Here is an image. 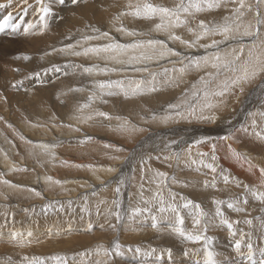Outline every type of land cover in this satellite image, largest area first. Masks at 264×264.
<instances>
[{
  "label": "rangeland",
  "instance_id": "374dc122",
  "mask_svg": "<svg viewBox=\"0 0 264 264\" xmlns=\"http://www.w3.org/2000/svg\"><path fill=\"white\" fill-rule=\"evenodd\" d=\"M47 1L48 0H44L45 3ZM98 1H103V0H97V2ZM129 1L134 2V1H137V0H120V1L119 0H113L112 3L117 2V3H120V5L124 6V3H129ZM97 2H95V0H91V4L92 5H96ZM104 2H107V1L104 0ZM150 2H153L154 4L155 3L156 4H164L165 6L173 7V6H175L176 3L179 2V0H165V1L164 0H162V1L161 0H150ZM249 2H252V0H249ZM7 3H8V0H0V4H7ZM28 3L29 4H34V0H28ZM56 3L57 2H52V4H56ZM13 4H14L13 7H7V8H4V9H0V22L3 21V18L6 17L9 12H13L14 17H16V16L17 17H16V20L14 19L11 23H13V22L14 23H18L20 25V27H21V25L23 24L22 22L26 23L27 22L26 18L29 16V18L32 19L31 21H33V23H31V24H33L35 26V27L32 28V30H36L38 28H42V25L40 24V22H42V20H40L39 14H36V13H34L32 11V9H29V12L27 14L28 16L27 15L23 16V18L21 19L19 14H17L18 13V5L20 4V0H17V1L13 0ZM68 5H69L68 3H65L64 5H58L60 7L55 5V7L53 9L54 13H52L51 15H49L48 17L45 18V20L47 21V24H48L47 28L49 29V33L55 32L58 29L54 34L52 33L53 36H54L53 38H51V40L54 39L53 40L54 42L53 41L50 42L52 50H54L55 48L58 49V46L61 43L60 41H62L64 43V42L70 40L72 37L77 38L79 35L80 36L83 35L82 33H80L81 32V28H82L81 26H77L75 31L74 30L70 31V34H68L66 36L62 35V29L64 27L61 28L59 26V23L63 20L64 17L67 16V14L65 16H63L61 12L63 10H65V9L67 10L68 8H76L77 7V4L76 5L70 4L69 6ZM104 5H106V6H104ZM107 6L108 5L106 3H103V4H100L98 7L99 8H104V7H107ZM233 7H235V5H232L231 3H229L227 5H222L218 9H211V10H207L208 12L204 11V12H201V13H197L195 15L194 19H191V18H190L191 20L189 19V21H190L188 23L189 24V28L190 27L191 28H195V26L199 23L200 20H203L206 23L209 22V21L222 23L223 22V18L225 16H228V15L231 14L230 10ZM14 9H15V11H14ZM56 10H57L58 13H56ZM110 11L112 12V14L110 15L111 18H112V16H113V18L119 16L120 19L123 20V16L124 17L126 16V15H121V13H125V11L123 10V7H122V9H118L117 7H115V9L114 8L109 9V10L105 9L104 13H106V15H108ZM58 14L62 16V17L60 16V18L62 20L60 18L58 20H55L56 17H54V15H58ZM155 19H152V21H155L156 23H159V19L158 20H155ZM244 19L245 20L251 19V13H248L246 15V18H244ZM196 21H198V22H196ZM155 22L153 23V22H151V20H148V24L150 26H146V27L147 28L151 27V25L155 27V24H156ZM43 23H44V21H43ZM51 23H53V24H51ZM91 23L92 22H90V20H88L86 22V24H85V29L86 30H88L86 28V27H88V25L94 26V24L93 23L91 24ZM98 24L99 23L96 22L95 23V27L99 26L98 28H103L104 29V27H102L100 24L99 25ZM57 26H59V28H57ZM186 26H185V28L188 29V27H186ZM20 27L17 28L16 30H12L11 27H9V28L5 29L4 32H0V49H1L0 50V54H1L0 55V80H1L0 81V83H1L0 85H3V86H0V87L4 88V89L0 88V93H2V95L4 96V99H0V111L2 110V112H3V110H4L3 107H6L5 110L7 111V114H6V112H3V114H2V112H0L1 113L0 114V145L4 144V141H2V140H8V143H12V142L15 143L14 146L17 148V152H20V153H16V157H17L16 159L19 158L18 159L19 161L23 160L24 161L23 165L25 164V166H27L25 168L23 167L24 171H25V174H23V177H26L27 179L26 178H23V179H26L25 181H29L30 178L33 176L34 178L37 179V180H34V181L35 182L37 181L39 183L40 179H42V177L44 176V175L43 176L40 175V173H41L40 164H38L37 160L34 159V157H32L31 154L28 153V150H26V148L29 147L28 145L31 144V146H33V144H32L33 142L32 143L29 142L27 144V147H25L23 144H26L25 142H28V140H25L24 139L25 137L22 134H19L20 132L17 131V128H16L15 125H14L15 126V128H14L13 124H12V126H13L12 127L11 125H8V123L5 120H8V119L10 120L11 119V121L13 123L17 120L18 122H15V123L18 124V125H19V122L21 120V122H22V123H20V126H21V124H24V122L27 123L28 121H30L29 118L35 117V116H31V115H34L33 111H35V112H36V110L38 111L40 106L45 104L46 102L42 101V103H43L42 104V103H40L41 102L40 101L38 103V106H34V100L32 98L31 99L28 98V97H30V96H28L29 92L27 94L24 91L21 93V91H22L21 89H22L23 85L24 84L27 85L26 82L25 83H23V82L25 80H28V79H29V82H31L33 80L31 82V84H34V86L28 87V91L30 89H32V90H30V93L32 94L31 96L35 97L34 94L37 93L35 91L37 90L39 85L43 89L44 87H47V85H50V84H46V80L47 79H53L52 74L55 71H44L45 69L51 68L53 65H56V66H59L62 69H64V71L67 73L66 75L68 76L69 72H67V71H70L69 68L71 66V63L68 62V61L59 62V60L57 58L59 55L55 58V55L53 57V55L51 56L50 53H49L48 56H51V57H49V58H51V61H50L49 64H47L46 66H43V67L42 66H38L35 69L31 68V69L27 70V62L31 63L32 65L34 63V62L30 61L29 59L31 58L30 54L33 53L36 50L35 49L36 48V44H35L36 42L39 41L38 49L39 48L42 49L41 51L51 50V48L48 49L47 44L42 46L44 43L41 40H38L35 37L33 38L32 36L29 37V35L25 31L21 32L22 33L21 34L22 36H21L20 32H19L20 31ZM185 28L182 29V33L183 34H185L184 33V31H185L184 29ZM178 29H179V27H178ZM43 30H44L43 32L47 31V30H45L44 27H43ZM50 30H51V32H50ZM89 32H92V33L96 34V32H94L92 29L89 30ZM182 33H180L181 34V36H180L181 38H182V35H183ZM190 33L191 32H188V35L193 37L194 35H192ZM24 34H26L27 38H25ZM46 34H47V32H46ZM46 34L43 33V36H45ZM98 35L99 34L97 33V35H94V36H98ZM2 38L3 39L5 38V39L2 40ZM24 39H25V41H24ZM214 39L220 40L221 37H219V36L216 37L215 36ZM243 39H247V37H245ZM64 40H66V41H64ZM240 40H242V39L230 40V41H226V42L228 43V45L231 44V46H233L232 49L236 48V47L238 49V48H240V44L243 45L244 46V51H245V57H246L247 56V51H248V47H246V46L250 45V40L248 39L247 43L246 42H240ZM7 41H11V42L14 41L12 43L14 45L13 48H12L13 50L10 48V46H11L10 44L7 46V43H8ZM231 41H234V42H231ZM207 42H208V40L206 39L204 43H207ZM19 43H21V45ZM54 43H56V44H54ZM53 45H56V46H53ZM182 45H185V44L182 43ZM234 45H237V46H234ZM185 47H187V46H185ZM3 49L5 50V52L3 51ZM6 49H8V51ZM232 49H231V51H232ZM1 51H3L4 54ZM212 52L215 53V52H217V50H214ZM22 54H28L29 55L30 58L25 60L27 62L21 61L20 58H17V57H20ZM205 54H207V53H203V54H201L198 57L199 58L203 57ZM220 55L224 56L225 54H220ZM46 56H47V54H46ZM3 58H4V60H3ZM191 60H193V59H191ZM15 61L22 62V63L24 62V63L20 64V63L15 62ZM78 61H80V60H78ZM5 62H6V64H5ZM42 62L43 61L41 59L39 61V65ZM187 62L189 63V60H187ZM187 62L183 63L181 65L184 66L185 64H188ZM10 63H12V65H10V66H12V68L14 67V69H15L14 72H12V73L9 72L8 66H6L7 64H10ZM16 63H17V65H16ZM182 66H178V68H175V65H174V66H172V68L177 69V71H178V69L180 67H182ZM209 66H210V64L207 65V66H202L200 68H196L194 66H189L187 68L188 72H183L184 75L186 74L185 76L183 75L184 78L173 76L174 75L173 73H171V75H170V73H169L170 70L168 72L169 74L165 73L164 71H162V72H152V71H150L151 72V74H150L147 71L148 72L147 74L145 72L147 77H145L146 75L144 73L140 74V75L139 74H135L133 77L132 76L131 77L130 76H123L122 77V75L119 77L118 75L114 76L112 74L109 75L108 78L103 79V80L124 79L125 80V85H127V78H131L133 80L144 79L145 82H147V81H150V79L152 77V74L155 73V74H157V76H156V83L158 84L157 87H158V89H160V91L157 90L156 92H152V93L148 92V94L147 93H145V94H147L148 96L151 95L150 97L156 96V95H158V96L161 95V97H165V99L163 100L164 102L160 103V104H158V103H150V102L146 101V96H144L145 98H142L143 100L141 99V103L137 104V106H138V108H137L135 105H133L134 100L131 98V96H129L130 97L129 98V97H125L123 94H119L117 96L119 97L120 100L118 99V97L116 95L112 96V97L111 96H104L102 98H98L97 99V111H93L92 113L91 112L89 113L88 111H86V112L82 111L83 114H85L86 116L92 115V117H96L95 112H101L102 111V112L108 113L109 116L112 117V118L111 119H105L104 117L97 116V119L100 118L102 123H104V124L99 125L100 127L97 126V130L98 131L95 132V133L88 132L91 129H88L86 127L85 132L83 133L82 136L88 135V137H92L91 140H86V142H84V140H85L84 139L82 143H79V142L76 143L75 141H77L79 138H85V137H78V138H74L75 140L73 141V143L69 142V144H68L67 141L68 140H72V139L68 138L66 140L67 143H61L60 145L58 144L59 146H61V147H59L60 149L57 148L59 150V154H61V155L63 154L62 155L63 157H64V155H66V157H65V159L60 157L59 162L55 161L51 165H53V166L55 165V168L57 169V171L60 172V173L58 172L57 177L58 178H63V181H64V179H72V180H75V181L88 180V178L90 176L91 167L98 168V169L99 168H103L104 169L105 167L112 166L113 164L114 165L116 164L115 161H114L115 163L113 162L114 158H116V160L118 161V160H120L121 157H125L126 161H129L130 165L128 163H125L127 165L125 167V170L123 169L124 172L121 174L120 171H118L115 174L116 176L121 174L125 178V185L121 188L122 195L120 196L121 197L120 199L122 201V206H121L120 211H122V213H123L124 209L128 208V206H129V197H131L132 194L135 195V197L134 198L131 197V200H132L131 201V205L133 207H135L137 205V203L140 201L139 191L141 190L140 189L141 184L151 185L152 181H153L152 177H153V173L154 172H156V173L157 172L166 173L167 174L166 183L161 185L162 188L158 189L157 186L156 187L151 186V188L144 189L145 190L144 198L145 199H150L151 196L157 190H159L161 192V194L164 195V196L162 195V197H163V199L165 201H167L166 203H175L177 205H181L182 206L183 203H185L186 200H188V199H191L195 203H199L200 206H201V210H203L207 214L206 216L201 218V227L205 224L206 221L211 220V222L208 223V225H207L208 230L204 234L213 238V243L211 245H209V247L218 255V257H216V258L221 262V264H225V262H226V264H248V259H247L248 248L246 247L247 243H251L253 245V253H254V257H255L254 259L259 260L261 258V257L259 258L260 249H264L263 248L264 247V245H263L264 244V230H262L261 227H260V219L264 218V204H262L261 202L256 201V200H252V198H249V203L247 205H241L242 207L246 208V211H243V212H235L232 209H228L226 203L221 205L220 207H221V210L224 212L225 218H227L229 220V222L233 223V229H231V230L228 229L226 225H224L225 232H224V230L220 229L222 227V226H220V218L219 217H215L214 213H215V210H216V204H215L216 200L234 201L237 197L242 195L244 190H243L242 187L237 188L238 187L237 186L238 183H244V184H249V185L258 184L256 182L254 176H252V174H250L251 176H246V175L241 174V173L237 174L236 172H234L236 174V175H234L233 171L230 168H226L225 166H223V164L220 161V158L217 156L218 159L214 163L216 165H218L219 167L217 169V174H215L216 175V180H215V185L216 186L213 188V187H211V181L213 179L212 175H214V174L212 173V175H211V170L210 169L201 167V169L199 171H197L196 170V165H192L190 168L189 167L187 168L185 166V161L188 159V153H185L184 156L181 158L182 160H180V164H178V162L175 163V161H176L175 158L169 159V160L165 159V157L171 156L174 151L179 150V149H177L176 145L171 143L172 141H175V140L178 141L180 139L183 140L185 138H186L185 140L187 142H189L188 139L190 141H193V136L190 135V131L189 132H185L186 134L175 133V132H181V130L190 127L189 126L190 124H191L192 128H197L198 131H199L198 135H196V134L194 135L195 136L194 140H196V139H198L200 137L209 138V139L206 140L205 143L200 144V145H194L192 147V150H191L192 158H194V157L196 158L197 154L200 153V151L208 153V147H207L208 145L207 144L217 142L218 140H220L219 137L221 135L222 136L227 135V134H220L219 133V131H221L223 129H226L227 128L226 126L223 127L222 125H217V123H213L211 120H204V119H198L197 120L193 116H188L187 111H186L189 104H194V105H197V115H200L199 106L197 104V101L199 100V104L203 103V92L205 90H208V91L218 90V86L221 84V82L224 81L225 79L229 78L233 74L228 69L221 68V69L217 70V69H213L212 67H209ZM82 68H84V67H82ZM19 69H21L23 71L25 70V72H27L26 73L27 76L26 77L19 76L21 74H19L17 76V72H18ZM74 69L81 71V68L78 67V66L76 68H74ZM64 71L60 72V73L65 75ZM175 72L176 71H174V73ZM37 73L40 74V75H38V78H37V75H36ZM187 73H188L189 76H187ZM208 73H212V75L209 76ZM48 74H50V75H48ZM4 75H6V76H4ZM61 75L56 78V80L58 82H59V80H61L63 78V76H61ZM142 75L143 76L145 75V76L143 77ZM162 75L163 76L165 75V77H163ZM71 76H73V73H72ZM5 77H7V78L9 77L10 80L5 78ZM90 77H93V76H89L88 75L87 79L84 78L85 80H83L82 78H81L82 79L81 80L80 78L77 77V82L79 83V85H78L79 88H84V89H87V90L90 91V86L89 85L94 86V83L89 81V80H91ZM14 78H15V80H14ZM37 79H39L41 82L39 80H37ZM181 79H183V80H181ZM8 80H9V82H8ZM93 80L97 81V78L93 77ZM166 80L167 81L168 80L171 81V83L170 82H169L170 84L169 83H165ZM202 81L208 82L207 88L205 87V83L202 82ZM215 82H217V83H215ZM4 85H5V87H4ZM16 85H19V86H16ZM32 87H35V88H32ZM166 88H167L168 91L166 90ZM14 89H16L15 90L16 92L14 91ZM178 90H180V91L178 92ZM3 91L6 92V93H4ZM113 91H119V90L118 89H115V90L113 89ZM11 93H14V94L11 95ZM193 93H199V97L193 96ZM5 94H6V96L8 94L9 98H7L5 96ZM17 95L18 96L20 95L24 99L21 98V101H20V96L18 97ZM113 97L116 99V102H115V99H113ZM14 98H15V100L13 101L12 99H14ZM25 98L28 99V101ZM57 98L58 97L53 95V97L51 98V103L48 102V106H47L48 109L44 110V113L46 114V116H48L49 113L53 112L54 115H52L53 113L50 114V115H52L56 119L58 118L59 114H58V111L55 109V105H54L55 103L56 104L58 103V99ZM107 98H108V101H107ZM111 98H112V101H111ZM103 99L106 102H104ZM122 99H124V101H122ZM211 99H213V101L215 102V100L217 98H211ZM222 99L224 101H223V103L219 104L217 109L216 108L215 109H205L204 114L205 115L212 114V115H215V117H217V118H221L222 120H223V118H225V119L226 118H235L234 120H232L230 122V123H232L237 118H240V115H243V113H244V117H242L243 119L240 122L243 121L242 123H245V124H242L241 126H238V127H242V128L248 127L251 124V122H252V115L253 114H257L258 115L261 111H264V77H258L256 80L252 81L251 83L245 84L243 92H240L239 88L237 87L236 89H234L232 92L227 94ZM4 100L6 102H4ZM109 100L111 101V103L113 105H111ZM24 101H26L27 103L24 102ZM125 101H126V103H125ZM143 101H145V103ZM2 102L6 103L7 105L6 104L2 105ZM114 102H115V104H114ZM127 103H128V106H127ZM150 104H151V106H150ZM155 104L158 105V106H153ZM170 104L176 105L177 108L176 109H169L168 105H170ZM21 105H22V107H21ZM124 105H125V107H124ZM19 106H20L21 109L20 108H16V107H19ZM123 107L125 109L126 108L127 109L125 110ZM139 107L141 108V110H140ZM14 108H16V109H14ZM134 108H137V109L134 110ZM49 109L51 110V112H49L50 111ZM143 109H144V111H143ZM23 110H25L24 111L25 113L23 112ZM119 110H122V111H119ZM130 110H132V112H130ZM136 110L138 112H136ZM177 110L184 111L185 112V118L174 116L173 119L169 120L166 124H165V122H163L160 119V115L162 117L167 112H175ZM17 111L19 113H17ZM127 111H128V113H126ZM133 111L136 112V113H133ZM13 112H16L17 114L16 113L14 114ZM12 113H13L14 117H12L13 116ZM20 113H21V115H19ZM129 113H131V115ZM135 114H136V118L134 117ZM152 114H156V117H157L156 120H154L152 118V116H153ZM22 115H24V116H22ZM5 116L6 117L9 116V117L6 118ZM220 116H223V117H220ZM132 117H134V118L132 119ZM13 118H15V119H13ZM117 118H119V119H117ZM141 118L143 120H141ZM23 119L26 120V121H24ZM34 119H36V118H34ZM92 119L88 120V122L86 120L85 125L91 126V125H89V123H90V121H92ZM2 120H3V122L5 121L6 123H2ZM13 120H15V121H13ZM114 120H116V121H114ZM139 120H140V123H139ZM36 121H38V120L36 119ZM118 121H119V124H121L124 121H127L130 124L129 125V129H131L130 126H133L131 130L126 131V133H128V135L126 133H123L124 131H119L117 128H115V127H117V125H119ZM40 122H43L42 119H41ZM97 122H98V120H97ZM115 122H116L117 125L114 124ZM44 123H51V122L50 121L49 122L46 121ZM58 123L60 125H62L60 121H58L57 124ZM23 126H21V128ZM110 126H111V130H109ZM4 127H5V129H4ZM112 127H114V128L112 129ZM134 128H135V130H133ZM242 128L237 129V131H235V136H234L235 138L231 139L232 142L234 143V146H236L237 149L240 150V151H242V150L243 151H247L252 156L253 160H255V161H253L254 164L259 163L260 164L259 166L264 167V142L258 140L254 135H252L250 133L249 134H245L243 132ZM114 130H116V131L118 130L119 132H116ZM138 131H139V133H138ZM132 132H134V133L131 135L130 133H132ZM4 133L5 134L7 133L6 136H5ZM160 134H162V137H160L159 139L157 138V140H156V138L155 139L152 138V140H151V137H154V135L159 136ZM78 135L81 136V134H78ZM123 135H124V137H123ZM179 135H180V138H179ZM9 136H11V137H9ZM126 136H128V137H126ZM129 136H130V138H129ZM131 137L133 138L132 140H130ZM190 138H192V139H190ZM127 139H128V141H127ZM149 139L151 140L150 142H149ZM170 139H171V141H170ZM124 140L127 141V142H125ZM166 141H169V142H166ZM255 141H258V142H256V145L253 144V143H255ZM20 142H21L22 145L20 144ZM142 143H144V144L141 146ZM189 143H191V142H189ZM81 144H83V145H81ZM87 144H88V146H87ZM92 144H95L96 147L93 146ZM155 144L157 145V148H155V146L152 147V145H155ZM34 145H35V143H34ZM165 145H170V147H165ZM21 146H23V147H21ZM90 146H92V148ZM93 147L96 150H93ZM146 147H152V148L148 149ZM180 147L181 148L185 147V144L182 143ZM205 147H207V149H205ZM239 147H241V149ZM33 148L35 149L34 146L32 147V149ZM63 148H64V150L68 149L67 152H69V153H66V151L63 150ZM69 148H71V149H69ZM72 148H74V150H75L74 152L72 151ZM77 148L80 149V151H79L80 153L78 152ZM86 148H87V150H84ZM2 149H3V147L0 148V151H2ZM19 149H21V151ZM69 150H71V152ZM89 150L91 152L92 151L93 152L91 153ZM196 150H198L199 152H197ZM259 150L262 151V152H260ZM9 151L5 150V151H2L0 153H3L5 155V157H6L8 155H7V153H4V152H8V154H11V152H9ZM194 151L197 154L194 153ZM81 152H84V153L81 154ZM12 153L14 155V152H12ZM23 153H24V155H23ZM25 153H26V155H25ZM261 153L263 155L258 157V154L260 155ZM136 154H138V155H136ZM141 154H143L145 156V158H147V156L151 157V159L148 160L146 165H141L139 163V157H140ZM256 154H257V156H256ZM94 155H96V156H94ZM108 155H110V156H108ZM27 156H29V157H27ZM11 157H13V156H11ZM11 157L9 158L8 161L11 160ZM21 157L24 158V159H22ZM67 157L69 159H67ZM157 157H159V159H157ZM210 157L211 156L208 153V156L204 158L206 163H213V162H211ZM130 158H131V160H130ZM65 163H67V164H65ZM79 163L81 165H79ZM30 164H31V167H30ZM103 166H105V167H103ZM121 167H123V165H120V168ZM66 169H67V171H66ZM221 169H223L225 171V173L227 175H229V177H230V182L228 184H224L222 179L218 175V173L220 172ZM0 171H1L0 174H2V176L1 175L0 176L3 178V179L2 178L1 179L3 181L4 180L8 181V180H6L4 178V173H2V170H0ZM59 174L62 177H60ZM179 175H181V176H179ZM173 176L176 178L175 180H172ZM182 177H183V179H182ZM33 179H31V180H33ZM205 180L210 182L208 187L204 186V181ZM5 181H4V184H9L10 182H13L12 184L10 183V186H12V187H14L13 185L17 186V184L14 183V181H10L9 180L8 181L9 183H5ZM110 182L111 181L109 180V182L106 183L107 187H105V184H101V185L100 184H96L95 186H92L91 187L92 189L90 188V190L89 189H83L82 185L79 187L80 189H82V191H84L83 193L88 196V206H89L90 211L92 212L91 215H88V213L83 212L81 210L83 205H84V201L76 202L72 198L67 199L65 197H63L60 200L50 201V202L60 201L62 204L65 205V210H63V211L52 210L51 211V209H49L48 211H42V208L45 206V204L47 205L48 203L47 202L45 203L46 199L43 200V203H42L41 199L35 198V194L32 191H30V189H32V188L23 190V191L27 192L26 195L22 191V193H20L19 195L13 194L11 192L10 194H7L8 195L7 196V195H4L5 194L4 193L5 190H3L4 189V184L0 185V190H3V191H0V196H1L0 197V231L1 232L2 231L6 232V234L4 236H0V238H3L4 240H7V234L9 232L16 231L18 229H19L18 232H21L24 228H26V229H24V231H30V230H39L42 227H43L44 230L49 232L50 237H53V236H51L53 234H50V232L52 233L53 231H50V230H53V228L54 229L55 228H60L62 226L61 224H63L65 222V223L70 224V225L76 224L77 228H72V230L74 229L73 231L77 232L79 234L82 233V230H83V233H84L83 237L84 238L92 237L94 239L93 243L90 242L91 245L87 244V246H89V247L86 250H81V251L79 250V252H76V254L74 252L73 254H70L69 257H66L68 259V264L71 263L72 259H75V258H77V259L79 258L78 259V264H81L79 262H82V264H93L94 262H95L94 264H102V262H103V264H157L158 258H162V259H159V262H160L159 264H193V261L196 260V259L201 260V262L203 261V258H202L203 254H204L203 241H201V242L188 241V240L184 239V237L179 236L176 232H174L172 230V228L175 227L176 225L175 226L174 225L171 226L170 223L168 222L169 221L168 218L161 220L158 217V221H153L151 216L156 214L155 210H153L152 214L144 213L142 216L137 217L134 221L127 220V217L125 216V219L123 221H118L117 222L115 217L105 215L104 214L105 208L106 207H114V206L111 205L110 202L113 199L116 198V193L114 191L115 187L117 186L116 185V181L113 182V183H110ZM33 183L34 182H27V184H29L30 186ZM195 185H197V186H195ZM2 186H3V188H2ZM69 186H73V185H69ZM219 186L220 187L222 186L223 188L222 187L220 188ZM28 187L29 186H25V188H28ZM154 188H157V190L154 191ZM169 189H171V192L175 194V201H172V199L170 197V194H169ZM146 190H149V191H146ZM67 192H68V190L64 191V193H67ZM92 192H96V195L93 196ZM146 192L149 193V194H147ZM21 194H22V196H21ZM4 196H5V198H3ZM19 196H21V198ZM8 197H10V198H8ZM22 197H26V198L24 199ZM28 197H29V199H28ZM194 197H195V199H194ZM211 197H212V199H211ZM21 199H23V200H21ZM69 200H71L73 202L71 205L68 204ZM100 200H107V201H109V204L101 205L100 206L101 214L97 215L96 211H95V206ZM32 202H35V203H32ZM40 203H42L43 205H38ZM34 205L41 207V208H39V211H38V209H35V210L33 209L32 210V208L35 207ZM140 206L143 207L144 205L141 204ZM148 206L151 207V205H148ZM78 210H80V212ZM207 210H208V212H207ZM180 214L184 217V225H182V227L185 228V229H188L189 232H191L193 234H196L199 231V228L197 226H195L194 224L185 225L186 223L190 224L191 221H192V220L190 221L189 219H187L186 215L187 214L189 216H192V215H190L188 213L187 209H183L182 207H181ZM164 215L166 217H168V214H164ZM5 216H7V218H8V224L4 223ZM55 216H57V217H55ZM58 216H59V218H58ZM189 218H191V217H189ZM216 218L218 220V224H217V226L215 228V227H212V220H214ZM26 219L27 220L30 219V221H27ZM245 220H252V224L244 223ZM56 221H57V223H56ZM237 221H239V223H236ZM89 223H91V229L90 230H89ZM153 223H156L158 228L157 227H153L152 226ZM193 223H194V221H193ZM16 224H18V225H16ZM110 224L111 225H115V227L114 228L110 227L109 226ZM52 225H54V226H52ZM101 225H103V227H101ZM83 226L85 228H83ZM14 228H16V229L14 230ZM80 228L82 229L81 232L76 231V230H78ZM148 228H149V230H151V229H153L154 231L157 230L159 232V234L150 235ZM163 228H167L169 234L165 233V235L167 237L162 236L161 239L159 240V243H156V241H154L153 239H155L156 237H159L161 235L160 230L162 232L165 231V230L163 231ZM92 229H94V231ZM66 230H68V228ZM84 230L85 231L88 230V231L84 232ZM143 230L148 231L147 235H141ZM40 231H42V230H40ZM233 231H235L236 234L241 235L240 239H241L242 243H241L240 250H237L235 248L234 241L230 240L231 241L230 242L229 239H227L229 237V235L232 236V232ZM97 233H99L98 234L99 236H97ZM211 233H213V234H211ZM261 234H263V235H261ZM217 235H218V237H217ZM85 236H87V237H85ZM172 236H175V237L171 238ZM176 236H179L178 239H175ZM95 237L96 238L98 237V238L96 239ZM59 238H60V236H59ZM131 238H133V239L136 238L138 240H139V238H141L142 240H139L140 242L134 244V243H132V241H130ZM50 239L52 240V238H50ZM149 239H150V241H149ZM168 239H169V241H168ZM146 240H147V242H146ZM59 241L62 242V243L66 242L65 240H62V238H60ZM117 241L120 243V245H121V249L120 250L122 252H124V254L122 256H115V255L106 256V255H104L105 254L104 250L105 249H108V250L110 249L111 250L114 247V243L117 242ZM221 241H223V242H221ZM224 242H227V243H224ZM30 244H28V245H30ZM28 245L22 247V250L23 251H24V249L26 251L28 250V253H29V251H30V249L32 247L31 246L29 247ZM8 246H10L12 248H8ZM135 247H136V249L139 248L140 250L141 249L145 250V253H147L148 256H146L145 259H143V261L140 262L139 259H138L139 256L135 255L134 260H133L135 262H131L130 263V262L127 261V259H131V256H134V254H136V253L138 254V253L143 252L142 250H141V252L140 251L137 252ZM7 248L12 250V251H15V249H17V246H13L11 243H8V242H0V249L2 250V252L3 251L5 252L6 250H8ZM13 248H15V249H13ZM128 248L129 249L132 248L131 251H129ZM153 249H155V251H152ZM169 249L171 250V259H169V257H168V250ZM60 251L62 252V249H59L57 253H54V252L52 253V251H51L50 252L51 253V257H50V255L44 256L43 259H40V260H42V264H49V262H51V261H53V264H57V261H56L55 257H57V256L65 257V254H66L65 252H63V254H62V253H60ZM185 251H189V253H190L189 256H184V252ZM162 253H164V254H162ZM257 253L259 255H255ZM5 254L6 253L3 254V257H5ZM8 254H12V252L11 251L7 252L6 256ZM199 254H201V255L199 256ZM32 255H34V254H31L29 257H31V258L34 257ZM194 255H197V257L196 256L194 257ZM66 256H67V254H66ZM256 256H258V257H256ZM16 257L17 258H14V259H18L19 262H14L13 264H23L24 263V262H20V260L23 261V258L19 259L18 258L19 256H16ZM123 257H125V259ZM152 257H153V260H152ZM70 258H71V260H70ZM83 260L87 261V262L83 263L84 262Z\"/></svg>",
  "mask_w": 264,
  "mask_h": 264
},
{
  "label": "snow or ice",
  "instance_id": "6c2138e0",
  "mask_svg": "<svg viewBox=\"0 0 264 264\" xmlns=\"http://www.w3.org/2000/svg\"><path fill=\"white\" fill-rule=\"evenodd\" d=\"M55 2L60 5H64L66 0H55ZM79 0H71V3L76 4ZM233 4V7L230 12L231 14L225 16L223 18L222 23L209 21L205 22L200 20L195 28H188V31L194 35V39L192 40H183L180 36L175 35L174 33H170L169 39L178 40L181 43L185 44L188 47H195L199 44V41L205 39L206 37H221L220 40L212 39L211 43L199 45L204 48H215L218 47L219 44L224 43L229 40H237L243 39L245 37L249 38L250 45L248 46L247 56L245 57L244 46L241 45L240 48H233L231 52L226 53L224 56H221L219 52H215L211 54V57L205 56L196 60H189L188 64L180 67L178 69L179 72L183 73L186 68L189 66H194L196 68H200L202 66L211 65L213 69H228L231 73H233L229 78L225 79L218 86V90L208 91L205 90L203 92V103L199 104V100L197 104L199 106L200 115H197V105L189 104L187 107L188 116H193L196 119H204V120H215V115L209 114L205 115V109H215L219 106V104L223 103V99L227 94L232 92L237 87L240 92L244 91V85L251 83L256 80L258 77H264V0H179L178 3L173 7L165 6L164 4H154L150 2V0H144L142 3H137L134 6L129 5V8L134 7V11L130 14L137 18L152 20L155 18L159 19V23L155 24V30L157 31H169L170 29L187 25L189 23V19H194L197 13H201L211 9H218L222 5ZM7 7H13V0H8L7 4H0V9H4ZM29 9L36 14H39L40 20L44 21L43 27L46 29L48 27L46 17L53 13L52 7L49 4H46L44 0H34V4H29L28 0H20V4L18 5V14L22 19L23 16L27 15ZM15 10V9H14ZM248 13H251V19L245 20L244 18ZM129 13H121V15H127ZM120 17H116L119 19ZM16 17H14L13 12H9L6 17L3 18V21L0 22V32H4L5 29L11 27L12 30H16L20 27L18 23H11ZM35 27L33 24H28L25 31ZM88 27L92 28V30L98 33V36H86L84 39L93 40L98 39L100 37L108 38V42L102 45L90 46V47H82L81 50H76V45L68 44L65 48L61 49V51L65 52L70 56H81V55H95L100 57L105 61H111L113 65L109 66L105 64L104 67H101L99 64H94L91 67H84L83 71L88 74H92L93 72H103L105 74L109 72H123L128 68H132L136 72L147 71L146 67H137V65L142 64L144 61L153 60V59H162L169 56H175L177 58L180 57L181 53L176 51L173 48H170L165 40L149 38L147 40L137 39L133 42H120L115 37H110V34L107 31H101L99 28H94L91 25ZM117 31L126 32L129 36L138 37L142 35V33L132 29H127L124 26H121L117 29ZM55 50V49H54ZM25 59H29L30 57L25 56ZM75 67V66H74ZM44 71H55L57 73L63 72L59 66L53 65L51 68L45 69ZM168 69H164L165 73H168ZM172 71H177V69H173ZM66 75L67 73L64 72ZM40 75L39 73L36 74ZM156 75L152 74V79L150 81L145 82L144 79L133 80L131 78H127V86L125 85L124 79L118 80H103V81H94V88L91 90V95L88 97L87 102L82 104L80 108L77 110L78 112H82L83 109L89 108L95 99L102 98L104 96H115L119 94H123L125 97L142 95L146 92H156L158 90L156 83ZM209 76L212 73H208ZM171 81H165L168 83ZM205 83V87L207 88L208 82L202 81ZM134 85V86H133ZM113 89H118L119 91H113ZM76 91H80L82 89H75ZM193 96L199 97V93H193ZM211 98H217L215 102ZM106 102V101H104ZM169 109H176L177 106L170 104L168 105ZM95 115L104 117L105 119H111L108 113L105 112H96ZM181 117L185 118L184 111H175V112H167L164 116L160 117V119L167 123L169 120L173 119V117ZM75 119H92V115H88L86 117L76 116ZM153 119H156V114H153ZM119 119V118H117ZM71 127V125H68ZM117 129L120 131H129V123L127 121L122 122L117 125ZM79 131L80 129H76ZM243 132L245 134H252L258 140L264 141V111H261L258 115H252V122L248 127L243 128ZM235 136L234 131H229L227 135L219 137L220 140L228 141ZM92 137H85V140H91ZM209 138L200 137L194 140L192 143L187 141L184 142L185 147H180V142L172 141L171 143L177 146V151H174L171 156L165 157L166 160L175 158L179 163L181 158L185 153H188V159L185 161L186 167H191L192 165H196V170L199 171L201 167L207 168L211 170L213 173V179L211 181V186L215 187V180L217 174L218 165L214 162L218 159L216 156V143L210 144L211 150V161L213 163H206L205 157L208 156V153L200 152L197 154L198 158H192L191 150L194 145H200L206 142ZM83 142V141H82ZM42 149L47 152L50 148V145H41ZM165 147H170V145H165ZM230 150V154L232 158L237 161H243L244 164H247L248 171L252 172L253 169H257L260 173L259 183L255 185H249L244 183H238V187L243 188V193L241 196L237 197L234 201H223L216 200V210L214 213L215 217L220 218V224L226 225L228 229H233V223L229 222L227 218L224 216V212L221 210V205H227L228 209H232L235 212H243L246 211V208L241 205H247L249 203V198H252L256 201L264 204V167H258L252 164L251 158L246 154L239 152L235 149H232L231 144L228 145ZM151 157L145 158L143 154L139 157V163L141 165H146L148 160ZM159 159V157H157ZM243 166V165H242ZM112 171L113 169H109ZM220 178L222 179L224 184H228L230 182V177L225 173L223 169L218 173ZM156 176L160 177L159 184L166 183L167 174L163 172H157ZM49 181H52V177L46 178ZM130 179V178H129ZM176 178L173 176L172 180ZM5 183H9L5 181ZM56 184L62 183L59 180L54 181ZM158 184V189H159ZM210 184L209 181H204V186L208 187ZM116 187L114 189L116 193V198L113 199L110 203L114 207H106L104 210V214L107 216H113L117 221H123L125 216L127 220L134 221L137 217L142 216L144 213L152 214L153 210H155L154 215L151 216L153 221H157L159 219H166L164 214H168V217H171L173 220L178 221L175 227L172 228L174 232H176L179 236L186 238L188 241L201 242L203 241V261L196 259L193 261V264H221V262L216 258L217 254L209 247L213 243V238L205 235L204 233L208 230V223L211 220L206 221L205 224L201 227V218L206 216L207 214L201 210V206L199 203L193 202L191 199L186 200L183 205H177L175 203H166L162 197V194L159 190H157L150 199L144 198V185L140 186V201L137 203L135 207L131 205V197H129V206L128 208L120 211L122 206V201L120 199L121 188L125 185V178L123 175L117 178ZM14 187H18L13 185ZM107 187V185H105ZM36 196H42L40 191L36 189H30ZM169 194L172 201H175V194L171 192L169 189ZM92 195L95 196L96 192H92ZM84 205L82 207V211L91 215L92 212L88 206V197H83ZM73 202L71 200L68 201V204L71 205ZM109 201L100 200L96 206L95 211L97 215H100V206L107 205ZM144 206L141 207L140 205ZM148 205H151L149 207ZM58 206V207H57ZM181 207L183 209H187L188 213L193 216L194 225L199 228V231L196 234L191 232L185 233L184 228V217L180 214ZM51 210H65V205L60 201L49 202L42 208V211ZM115 209V210H114ZM171 222V221H170ZM4 223H8V218L5 216ZM236 223H239L237 221ZM244 223L252 224V220H245ZM110 227H115V225H109ZM153 227H157L156 223H153ZM103 227V225H101ZM260 227L264 230V218L260 219ZM91 229V223H89V230ZM31 233H28V237H31ZM232 235L235 236L236 232L233 231ZM246 235V234H245ZM0 242H8L13 246L24 247L30 244L32 241L30 239H26L23 233L18 231H12L7 234V240L0 238ZM241 239H237L234 241V246L237 250L241 248ZM246 247L248 248L247 259L248 264H264V249H260V259H254L253 253V245L251 243H247ZM121 245L117 241L114 243V247L111 250L105 249L106 256H122L124 253L120 250ZM131 251V249H129ZM137 252L140 251L139 248L136 249ZM152 251H155L153 249ZM189 251L184 252V256H189ZM198 254V253H197ZM146 255H148L146 253ZM168 257L171 259V250H168ZM57 264H68V259L63 256L55 257ZM159 259L157 260V264H159ZM23 261L25 264H42V261L37 257L29 258L27 256L23 257ZM226 264V262H225Z\"/></svg>",
  "mask_w": 264,
  "mask_h": 264
},
{
  "label": "bare ground",
  "instance_id": "6f19581e",
  "mask_svg": "<svg viewBox=\"0 0 264 264\" xmlns=\"http://www.w3.org/2000/svg\"><path fill=\"white\" fill-rule=\"evenodd\" d=\"M17 1V0H16ZM107 2H104V0L103 1H98L97 2V0H95V2H97V4L96 5H92L91 4V0H79V2L78 3H76L77 4V7L76 8H68L67 10L65 9V10H63L61 13H62V15L63 16H65L66 14H67V16L66 17H64L63 18V20L60 18V16L61 15H54V17H56V19L55 20H58L59 18L62 20L60 23H59V26L61 27V28H63L62 29V35L63 36H66V35H68V34H70V31H75V29L77 28V26H81L82 28H81V32L80 33H82L83 35H79L77 38H75V37H72L70 40H68V41H66V40H64V41H66V42H62V41H60L61 43L59 44V46H58V49L57 48H55L56 50H52V48H51V45H50V42L51 41H53L54 39H52L51 40V38H53L54 36H53V34L58 30H56L55 32H51V30H50V32L51 33H49V29L48 28H46L45 30H47V31H45V32H43L44 30H43V25H44V23H43V21L42 22H40V24L42 25V28H38V29H36V30H32V28L31 29H28L27 31H25V29L27 28V26H28V24H31V23H33V21H31L32 19L31 18H29V16L26 18V20H27V22L25 23V22H22L21 24V27H20V35L22 34L21 32H26L28 35H29V37L30 36H32L33 38L35 37L36 39H38V40H41L44 44L42 45V46H44V45H46L47 44V46H48V49H50L51 48V50H45V51H41L42 49H38V47H39V41L38 42H36L35 44H36V50L33 52V53H31L30 54V61H32V62H34L33 63V65L31 64V63H29V62H27V61H25V60H27V59H25L24 57L25 56H27V57H29V55L28 54H22L20 57H17V58H20V60L21 61H25V62H27V70H29V69H31V68H33V69H35V68H37L38 66H46L47 64H49L50 63V61H51V58H49V57H51L52 55H53V57H54V55H55V58L57 57L58 58V60H59V62H66V61H68V62H70L71 63V66H70V68H69V70L70 71H67V72H69V74H68V76L67 75H63L62 73H57V72H54L53 74H52V76H53V79H47L46 80V84H50V85H47V87H44L43 89L40 87V85H39V87L37 88V90L35 91V92H37V93H35L34 94V96L35 97H33V96H31L32 94L30 93V90H32V89H30L29 91H28V87H31V86H34V84H31V82L33 81H31V82H29V79L28 80H25L23 83H25L26 82V84L27 85H23V87H22V91H21V93L24 91L26 94L29 92V94H28V96H30V97H28L29 99H33L34 100V106H38V103L40 102V103H42V101H45L46 103L45 104H43V105H41L40 106V108L38 109V111L36 110V112L35 111H33V114L34 115H31V116H35V117H31V118H29L30 119V121H28L27 123H25L24 122V124H21V126H23L22 128H21V126H20V123H22L21 122V120H20V122H19V125L18 124H16L15 122H18L17 120L15 121V120H13V121H15L14 123L11 121V119L9 120H5L7 123H8V125H11L12 126V124H13V126L15 125L16 126V128H17V131H19L20 133L19 134H22L25 138V140H28V142H25L26 144H23L25 147H27V144L30 142V143H32L33 144V146L35 147V149L33 148L32 149V147L33 146H31V144L30 145H28L29 147H27L26 148V150H28V153L29 154H31L32 155V157H34V159H36L37 160V162H38V164H40V167H41V169H40V171H41V173H40V175L41 176H43L42 177V179H40V181H39V183L36 181H34V180H37L36 178H34L33 176V178L31 177L30 178V180L29 181H25L27 178L26 177H23V174H25V171H24V168L25 167H27V166H25V164L23 165V160H18V159H16L17 157H16V153H20V152H17V148L14 146L15 145V143H8V140H2V141H4V144L3 145H0V148L1 147H3V149H2V151H5V150H10L9 152H11V154H8V152H4V153H7V155L8 156H6L5 157V155L3 154V153H0V170H2V173H4V178L6 179V180H10V181H14V183H16L17 184V186H18V188L17 187H12V186H10V183L12 184L13 182H10L9 184H4V181L2 180L3 178L1 177L2 176V174H0L1 176H0V185H2V184H4V189L3 190H5L4 191V195H7V194H10L11 192L13 193V194H17V195H19L20 193H22V191L23 190H25V189H29V188H32V189H36L37 191H40L41 193H42V196H36L35 195V198H38V199H41V202L43 203V200H45V203L47 202V203H49L50 201H53V200H60V199H62L63 197H65V198H67V199H70V198H72L74 201H76V202H79V201H83V197L84 196H87L86 194H84L83 192L84 191H82V189H80L79 187L82 185L83 187V189H89L90 190V188L92 187V186H95L96 184H105L106 185V183L107 182H109V180L111 181L110 183H113V182H115L116 180H117V178L124 172V170H125V167H126V165L127 164H125V163H128L129 164V161H126V159H125V157H121L120 158V160H116V158H114L113 159V162L115 161L116 162V164L114 165H112V166H108V167H105V166H103V167H105L104 169L103 168H93V167H91V171H90V176H89V178H88V180H78V181H75V180H72V179H64V181H63V178H58L57 177V175H58V172L59 171H57V169L55 168V165L53 166V165H51L53 162H55V161H57V162H59V160H60V157L61 158H64L65 159V157H66V155H64V157L61 155V154H59V150L57 149V148H59V147H61V146H59L61 143H67L68 142V144H69V142H71V143H73V141L75 140L74 138H78V137H88V135H84V136H82L83 135V133L85 132V129H86V127L88 128V129H91L90 131H88V132H90V133H95V132H97L98 130H97V126L98 127H100L99 125H102V124H104V123H102V121H101V119L99 118V119H97V115H96V117H93V119H92V121H90V123H89V125H91V126H87V125H85V122H86V120L85 119H83V118H81V119H75L74 117H76V116H81V117H85L86 115L85 114H83V112L81 113V112H78L77 110L80 108V106L82 105V104H84V103H86L87 102V99H88V97L91 95V90L94 88V86H92V85H89L90 86V91L89 90H87V89H84V88H79V83L77 82V77L78 78H82L83 80H85V79H87L88 78V75L89 76H93V77H95V78H97V81H103V79H106V78H108V76L109 75H114V76H121L122 75V77L123 76H134L135 74H145V72H146V74L149 72L150 74H151V72L150 71H152V72H162V71H164V69H168V70H170V75H171V73H173L174 75L173 76H176V77H181V78H184V76L186 75H184L183 73H179V71H176L175 73H174V71H172L174 68H172V66H174L175 65V68H178V66H182L181 64H183V63H186L187 62V60H191V59H193V60H196V59H198L199 57L198 56H200L201 54H203V53H207V54H205L203 57H205V56H209V57H211V54L213 53L212 51H214V50H217V52H219L220 54H226V53H229V52H231V49H232V47L233 46H231V44L230 45H228V43L227 42H224V43H221V44H219V46L218 47H215V48H204V47H201V46H199V45H203V44H207V43H211V40L212 39H214V37H206L205 39H202V40H200L199 41V44L197 45V46H195V47H189L188 48V46L187 47H185L186 45H182V43L180 42V41H178V40H172V39H169V35H170V33H174L175 35H178V36H181V34L180 33H182V29L183 28H185V26L186 25H184V26H180L179 27V29H178V27H176V28H173V29H170L169 31H157V30H155V27L154 26H152L151 25V27H146V26H150L149 24H148V20L147 19H142V18H137V17H134L133 15H131L130 13L132 12V11H134V7L133 8H129L128 6L131 4V5H135V4H137V3H142V2H144L143 0L141 1V0H137V1H134V2H131V1H129V3H124V6H122V5H120V3H117V2H115V3H112L113 2V0H106ZM120 1V0H119ZM162 1V0H161ZM165 1V0H164ZM52 2H55V0H48L46 3L47 4H49L50 5V7H52V9H54V7H55V5H60L59 3H56V4H52ZM124 2V1H123ZM66 3H68L69 5L70 4H73V3H71V0H66ZM103 3H106L108 6L107 7H104V8H99L98 6L100 5V4H103ZM153 3V2H152ZM76 4H73V5H76ZM156 4V3H155ZM14 5V4H13ZM68 5V6H69ZM233 5V4H232ZM56 6V7H57ZM104 6H106V5H104ZM16 7V6H15ZM58 7H60V6H58ZM73 7V6H72ZM115 7H117L118 9H122V7H123V10L125 11V13H129V14H127L125 17L123 16V20L122 19H116V17L115 18H113V16H112V18L110 17V15L112 14V12L110 13L109 12V14L108 15H106V13H104V10L105 9H112V8H114L115 9ZM228 8V7H227ZM15 11V10H14ZM60 11V10H59ZM115 12V11H114ZM208 12V11H207ZM54 13V12H53ZM56 13H58L57 12V10H56ZM18 14V13H17ZM227 14V13H226ZM114 15V14H113ZM26 16V15H25ZM35 16V15H34ZM117 16V15H116ZM203 16V15H202ZM17 17V16H16ZM53 17V16H52ZM62 17V16H61ZM40 18V17H39ZM50 18V17H49ZM211 18V17H210ZM246 18V17H245ZM20 19V18H19ZM16 20V19H15ZM88 20H90V22H92L93 24H94V28H98L99 26H97V27H95V23L96 22H98L102 27H104V29L103 28H99L101 31H107L109 34H110V37H115L117 40H119L120 42H122V43H124V42H133V41H135V40H137V39H140V40H147V39H149V38H156V39H161V40H165L166 41V43L168 44V46L170 47V48H173V49H175L176 51H179L180 53H181V55H180V57L179 58H177V57H175V56H169V57H165V58H162V59H159V60H157V59H153V60H148V61H144L142 64H140V65H137V67H146L147 68V71H141V72H135L132 68H128L126 71H123V72H109V73H107V74H105V73H103V72H93L92 74H88V73H85L84 71H83V68L82 67H91L92 65H94V64H99L101 67H104L105 66V64H108L109 66H116V67H120L119 65H113V63L111 62V61H105V60H103V59H101L100 57H98V56H95V55H92V54H89V55H87V56H85V55H81V56H70V55H67L65 52H63V51H61V49H63V48H65V46L66 45H68V44H73V45H76V50H81V48L82 47H90V46H96V45H102V44H104V43H107L108 42V38H105V37H100V38H98V39H93V40H85L84 39V37H86V36H89V35H91V36H94V35H97V33L95 34V33H92V32H89V30H91L92 28H90V27H86L88 30H86L85 29V24H86V22L88 21ZM155 20H158V18H156ZM191 20V19H190ZM206 20V19H205ZM16 22V21H15ZM151 22H155V21H152L151 20ZM190 22V21H189ZM196 22H198V21H196ZM14 23V22H13ZM91 23V24H92ZM150 23V22H149ZM156 23V22H155ZM51 24H53V23H51ZM98 24V25H99ZM124 26L125 28H127V29H130V30H132V29H134V30H136V31H138V32H140V33H142V35H140V36H138V37H134V36H129V35H127L126 34V32H121V31H117V29L118 28H120L121 26ZM59 26H57V28H59ZM186 27H188L189 28V24H187V26ZM196 27V26H195ZM153 28V29H152ZM185 31H184V33L185 34H183L182 35V39L183 40H192V39H194L195 37L193 36V37H191V36H189L188 35V32L189 31H187L188 29L187 28H185L184 29ZM36 31V32H35ZM80 31V30H79ZM78 31V32H79ZM35 32V33H34ZM46 32H47V34H46ZM43 33H45L46 35L45 36H43ZM53 33V34H52ZM77 33V32H76ZM57 34V33H56ZM190 34H192V33H190ZM8 35V34H7ZM25 35V38H27L26 37V34H24ZM59 35V34H58ZM193 35V34H192ZM22 36V35H21ZM20 36V37H21ZM76 36V35H75ZM31 37V38H32ZM57 37V36H56ZM217 37V36H216ZM64 38V37H63ZM66 38V37H65ZM5 39V38H4ZM3 38H2V40H4ZM57 39V38H56ZM208 40V42L207 43H204L205 42V40ZM248 39L249 38H247V39H242V40H240V42H246L247 43V41H248ZM28 40V39H27ZM20 41V40H19ZM24 41H25V39H24ZM31 41V40H30ZM204 41V42H203ZM230 41V40H229ZM8 43H7V46L10 44L11 46H10V48L12 49L13 48V42H11V41H7ZM54 42V41H53ZM231 42H234V41H231ZM31 43V42H30ZM57 43V42H56ZM56 43H54V44H56ZM18 44V43H17ZM20 45H21V43H19ZM58 44V43H57ZM53 46H56V45H53ZM52 46V47H53ZM234 46H237V45H234ZM240 46H241V44H240ZM32 47V46H31ZM46 47V46H45ZM246 47H248V45L246 46ZM3 48V47H2ZM237 48V47H236ZM1 50V49H0ZM7 51H8V49H6ZM13 50V49H12ZM23 50V49H22ZM3 51L5 52V50L3 49ZM3 51H1L3 54H4V52ZM27 51V50H26ZM51 51V52H50ZM32 52V51H31ZM210 52V53H209ZM13 53V52H12ZM50 53V55L51 56H48V54ZM2 54V55H3ZM46 54H47V56H46ZM1 55V54H0ZM8 55V54H7ZM13 55V54H12ZM11 56V55H10ZM12 57V56H11ZM14 57V56H13ZM46 57V58H45ZM195 58V59H194ZM201 58V57H200ZM42 59V63L39 65V61ZM3 60H4V58H3ZM55 60V59H54ZM57 60V61H58ZM78 60H80V61H78ZM14 61V60H13ZM19 61V60H18ZM18 61H15V62H18ZM3 62V61H2ZM8 63V62H7ZM18 63H22V62H18ZM24 63V62H23ZM22 63V64H23ZM78 63V64H77ZM188 63V62H187ZM5 64H6V62H5ZM180 64V65H179ZM10 65H12V63H10V64H7L6 66H8V70H9V72H14V67L12 68V66H10ZM15 65V64H14ZM16 65H17V63H16ZM19 65V64H18ZM26 65V64H25ZM75 66V67H74ZM80 67L81 68V71H79V70H75L74 68H76V67ZM209 67H211V65L209 66ZM2 69V68H1ZM17 70V69H16ZM5 72V71H4ZM65 72V71H64ZM184 72H188L187 71V68L185 69V71ZM27 72H25V70L23 71V70H21V69H19L18 70V72H17V76L19 75V74H21V75H19V76H23V77H26L27 76V74H26ZM72 73H73V76H71L72 75ZM169 73H167V74H169ZM62 74V75H61ZM145 74V75H146ZM230 74V73H229ZM12 75V74H11ZM42 75V74H41ZM48 75H50V74H48ZM63 76V78L61 79V80H59V82L56 80V78L58 77V76ZM144 75V76H145ZM178 75V76H177ZM184 75V76H183ZM4 76H6V75H4ZM13 76V75H12ZM67 76V77H66ZM143 76V75H142ZM143 76V77H144ZM157 76V75H156ZM163 76V75H162ZM161 76V77H162ZM187 76H189L188 75V73H187ZM40 77V76H39ZM50 77V76H49ZM93 77H90L91 78V80H89V81H91V82H94V80H93ZM137 77V76H136ZM135 77V78H136ZM145 77H147V75L145 76ZM163 77H165V75L163 76ZM5 78H7V77H5ZM18 78V77H17ZM37 78H38V76H37ZM41 78V77H40ZM44 78V77H43ZM85 78V79H84ZM89 78V79H90ZM138 78V77H137ZM141 78V77H140ZM149 78V77H148ZM159 78V77H158ZM170 78V77H169ZM173 78V77H172ZM191 78V77H190ZM2 79V78H1ZM7 79H9V77L7 78ZM6 79V80H7ZM46 79V78H45ZM60 79V78H59ZM81 79V80H82ZM151 79H152V77H151ZM150 79V80H151ZM162 79V78H161ZM171 79V78H170ZM178 79V78H177ZM10 80V79H9ZM9 80H8V82H9ZM13 80V79H12ZM14 80H15V78H14ZM37 80H39V79H37ZM173 80V79H172ZM181 80H183V79H181ZM199 80V79H198ZM212 80V79H211ZM1 81V80H0ZM20 81V80H19ZM36 81V80H35ZM40 81V80H39ZM80 81V80H79ZM88 81V82H89ZM167 81V80H166ZM169 81V80H168ZM6 82V81H5ZM16 82V81H15ZM41 82V81H40ZM39 82V83H40ZM87 82V81H86ZM190 82V81H189ZM188 82V83H189ZM169 83V82H168ZM171 83V82H170ZM169 83V84H170ZM215 83H217V82H215ZM214 83V84H215ZM1 84V83H0ZM20 84V83H19ZM180 84V83H179ZM158 85V84H157ZM212 85V84H211ZM0 86H3V85H0ZM11 86V85H10ZM16 86H19V85H16ZM38 86V85H37ZM43 86V85H42ZM127 86V85H126ZM164 86V85H163ZM172 86V85H171ZM4 87H5V85H4ZM12 87V86H11ZM10 87V88H11ZM88 87V86H87ZM183 87V86H182ZM0 88H2V87H0ZM15 88V87H14ZM32 88H35V87H32ZM82 89V90H80V91H76L75 89ZM2 89H4V88H2ZM8 90V89H7ZM16 89H14V91H15ZM115 90V89H114ZM159 91H160V89H158ZM162 90V89H161ZM166 90H167V88H166ZM170 90V89H169ZM172 90V89H171ZM197 90V89H196ZM165 91V90H164ZM168 91V90H167ZM180 90H178V92H179ZM213 91V90H212ZM4 92V91H3ZM16 92V91H15ZM33 92V91H32ZM4 93H6V92H4ZM24 93V94H25ZM147 94H148V92H146ZM150 93H152V92H150ZM170 93V92H169ZM235 93V92H234ZM12 94H14V93H11V95ZM18 94V93H17ZM147 94H142V95H136V96H131V98L134 100V102H133V105H135L137 108H138V106H137V104H139V103H141V99L142 98H145L144 96H146V101H148V102H150V103H158V104H160V103H163L164 101V99H165V97H161V95H156V96H152V97H150L151 95H147ZM173 94V93H172ZM10 95V94H9ZM53 95H55L56 97H58L57 99H58V103L56 104H54L55 105V109L58 111V114H59V116H58V118L56 119L55 117H53L52 115H54V113L52 114V113H49V115L48 116H46V114L44 113V110H47L48 108H47V106H48V102H50L51 103V98L53 97ZM5 96H6V94H5ZM18 96V95H17ZM20 96V95H19ZM18 96V97H19ZM24 96V95H23ZM117 96V95H116ZM122 96V95H121ZM172 96V95H171ZM242 96V95H241ZM7 98H9V96H8V94H7V96H6ZM5 97V98H6ZM12 97V96H11ZM112 97V96H111ZM118 97V96H117ZM168 97V96H167ZM173 97V96H172ZM238 97V96H237ZM6 98V99H7ZM21 98H23V97H21L20 96V101H21ZM123 98V97H122ZM130 98V97H129ZM0 99H4V96L2 95V93H0ZM19 99V98H18ZM24 99V98H23ZM22 99V100H23ZM26 99V98H25ZM113 99H115L114 97H113ZM118 99H119V97H118ZM126 99V98H125ZM128 99V98H127ZM167 99V98H166ZM13 101L15 100V98L14 99H12ZM27 101H28V99H26ZM32 100V101H33ZM106 100V99H105ZM120 100V99H119ZM143 100V99H142ZM238 100V99H237ZM10 101V100H9ZM103 101H104V99H103ZM107 101H108V98H107ZM110 101V100H109ZM111 101H112V98H111ZM111 101H110V103H111ZM114 101V100H113ZM122 101H124V99H122ZM121 101V102H122ZM130 101V100H129ZM171 101V100H170ZM224 101V100H223ZM4 102H6L5 100H4ZM12 102V101H11ZM24 102H26V101H24ZM54 102V101H53ZM115 102H116V99H115ZM115 102H114V104H115ZM118 102V101H117ZM144 103H145V101H143ZM147 102V103H148ZM16 103V102H15ZM20 103V102H19ZM27 103V102H26ZM49 103V104H50ZM125 103H126V101H125ZM129 103V102H128ZM128 103H127V106H128ZM6 103H3L2 102V105H5ZM24 104V103H23ZM22 104V105H23ZM29 104V103H28ZM27 104V105H28ZM33 104V103H32ZM118 104V103H117ZM116 104V105H117ZM230 104V103H229ZM7 105V104H6ZM13 105V104H12ZM17 105V104H16ZM22 105H21V107H22ZM111 105H113L112 103H111ZM115 105V106H116ZM162 105V104H161ZM18 106V105H17ZM29 106V105H28ZM32 106V105H31ZM130 106V105H129ZM148 106V105H147ZM150 106H151V104H150ZM153 106H158V105H153ZM2 107V106H1ZM15 107V106H14ZM30 107V106H29ZM119 107V106H118ZM122 107V106H121ZM124 107H125V105H124ZM123 107V108H124ZM4 108V110L6 109V107H3ZM11 108V107H10ZM16 108H20V106L19 107H16ZM16 108H14V109H16ZM37 108V107H36ZM131 108V107H130ZM129 108V109H130ZM137 108H134V110L135 109H137ZM140 108V107H139ZM8 109V108H7ZM21 109V108H20ZM27 109V108H26ZM31 109V108H30ZM86 109V110H85ZM85 109H83V111H88L89 113L91 112H93V111H97V99H95L94 100V102L91 104V106L89 107V108H85ZM125 109V108H124ZM127 109V108H126ZM125 109V110H126ZM145 109V108H144ZM144 109H143V111H144ZM147 109V108H146ZM217 109V108H216ZM3 110V112H6V114H7V111L5 110L4 111ZM10 110V109H9ZM8 110V111H9ZM13 110V109H12ZM50 110V109H49ZM133 110V109H132ZM132 110H130V112H132ZM140 110H141V108H140ZM15 111V110H14ZM20 111V110H19ZM25 110H23V112H24ZM30 111V110H29ZM119 111H122V110H119ZM124 111V110H123ZM0 112H2V110L0 111ZM3 112H2V114H3ZM28 112V111H27ZM26 112V113H27ZM46 112V111H45ZM49 112H51V110L49 111ZM87 112V113H88ZM118 112V111H117ZM136 112H138L137 110H136ZM136 112H134L133 111V113H136ZM10 113V112H9ZM14 114L16 113V112H13ZM13 113H12V115H13ZM17 113H19L18 111H17ZM16 113V114H17ZM22 113V112H21ZM21 113L19 114V115H21ZM25 113V112H24ZM31 113V112H30ZM29 113V114H30ZM96 113V112H95ZM122 113V112H121ZM126 113H128V111L126 112ZM144 113V112H143ZM157 113V112H156ZM225 113V112H224ZM1 114V113H0ZM43 114V115H42ZM50 114H52V115H50ZM125 114V113H124ZM130 115H131V113H129ZM161 114V113H160ZM10 115V114H9ZM126 115V114H125ZM133 115V114H132ZM153 115V114H152ZM224 115V114H223ZM22 116H24V115H22ZM28 116V115H27ZM30 116V115H29ZM40 116V117H39ZM138 116V115H137ZM148 116V115H147ZM164 116V115H163ZM6 117V116H5ZM4 117V118H5ZM9 117V116H8ZM8 117H6V118H8ZM12 117H14V115L12 116ZM19 117V116H18ZM21 117V116H20ZM130 117V116H129ZM134 117L136 118V114L134 115ZM134 117H132V119L134 118ZM153 117V116H152ZM160 117H161V115H160ZM220 117H223V116H220ZM242 117H244V113H243V115H240V118H237L234 122H232V123H230L232 120H234L235 118H223V120L221 119V118H217L216 117V119L213 121V120H211L213 123H217V125H222L223 127L224 126H226L227 128L226 129H223V130H221V131H219V133L220 134H228V132L231 130V131H237V129H239V128H242V127H238V126H241L242 124H245V123H242V122H240L243 118ZM5 118V119H6ZM11 118V117H10ZM24 118V117H23ZM34 118H36L38 121H36V119H34ZM146 118V117H145ZM144 118V119H145ZM13 119H15V118H13ZM41 119H42V121L43 122H40L41 121ZM194 119V118H193ZM192 119V120H193ZM24 120V119H23ZM22 120V121H23ZM28 120V119H27ZM40 120V121H39ZM97 120H98V122H97ZM141 120H143L142 118H141ZM147 120V119H146ZM154 120H156V119H154ZM198 120V119H197ZM3 122V120H2V123H6V122ZM12 123H11V122ZM24 121H26V120H24ZM51 122V123H44V122ZM58 121H60L61 122V124L62 125H60L59 123L57 124V122ZM114 121H116V120H114ZM113 121V122H114ZM145 121V120H144ZM175 121V120H174ZM87 122H88V120H87ZM146 122V121H145ZM150 122V121H149ZM112 123V122H111ZM139 123H140V120H139ZM197 123V122H196ZM87 124V123H86ZM114 124H116V122L114 123ZM113 124V125H114ZM118 124H119V121H118ZM144 124V123H143ZM157 124V123H156ZM166 124V123H165ZM5 125V124H4ZM68 125H71V127H69ZM110 125V124H109ZM117 125V124H116ZM130 125V124H129ZM177 125V124H176ZM12 126V127H13ZM15 126H14V128H15ZM20 126V127H19ZM172 126V125H171ZM190 127H188V128H186V129H183V130H181V132H175V133H179V134H186L185 132H189L190 131V135H192L193 136V141H194V139H195V134L196 135H198L199 134V131H198V129L197 128H192L191 127V124L189 125ZM132 127L133 126H130V128L132 129ZM194 127V126H193ZM110 129L109 130H111V126L109 127ZM114 127H112V129H113ZM115 128H117V127H115ZM217 128V127H216ZM4 129H5V127H4ZM3 129V130H4ZM76 129H80L79 131H77ZM130 129V130H131ZM147 129V128H146ZM197 129V130H196ZM133 130H135V128L133 129ZM217 130V129H216ZM242 130H243V128H242ZM114 131H116V130H114ZM120 131V130H119ZM118 130L116 131V132H119ZM140 131V130H139ZM139 131H138V133H139ZM211 131V130H210ZM2 132V131H1ZM14 132V131H13ZM112 132V131H111ZM169 132V131H168ZM167 132V133H168ZM212 132V131H211ZM101 133V132H100ZM123 133H126V131H124ZM134 132H132V133H130L131 135L133 134ZM143 133V132H142ZM203 133V132H202ZM206 133V132H205ZM209 133V132H208ZM5 134V133H4ZM7 134V133H6ZM6 134H5V136H6ZM9 134V133H8ZM78 134H81V136L80 135H78ZM102 134V133H101ZM127 135H128V133H126ZM13 135V134H12ZM115 135V134H114ZM119 135V134H118ZM136 135V134H135ZM139 135V134H138ZM22 136V137H23ZM116 136V135H115ZM121 136V135H120ZM141 136V135H140ZM152 136V135H151ZM150 136V137H151ZM205 136V135H204ZM222 136V135H221ZM220 136V137H221ZM9 137H11V136H9ZM21 137V138H22ZM97 137V136H96ZM123 137H124V135H123ZM126 137H128V136H126ZM142 137V136H141ZM149 137V138H150ZM160 137H162V134H160L159 136H157V135H154V137H151V140H152V138L153 139H155L156 138V140H157V138L159 139ZM178 137V136H177ZM4 138V137H3ZM2 138V139H3ZM72 139V140H68L67 142H66V140L67 139ZM101 138V137H100ZM104 138V137H103ZM118 138V137H117ZM122 138V137H121ZM129 138H130V136H129ZM128 138V139H129ZM148 138V137H147ZM179 138H180V135H179ZM233 138H235V137H233ZM80 139V140H79ZM77 141H75L76 143H82V141L85 139V138H79ZM105 139V138H104ZM128 139H127V141H128ZM133 138L131 137V139L130 140H132ZM135 139V138H134ZM146 139V138H145ZM186 139V138H185ZM185 139H180V140H178V142H180V146H181V144L182 143H184L186 140ZM190 139H192V138H190ZM10 140V139H9ZM13 140V139H12ZM15 140V139H14ZM18 140V139H17ZM123 140V139H122ZM150 139H149V142L151 141ZM16 141V140H15ZM14 141V142H15ZM125 141V140H124ZM127 141H125V142H127ZM170 141H171V139H170ZM176 141V140H175ZM188 141L189 142H193V141H190L189 139H188ZM235 141V140H234ZM11 142V141H10ZM19 142V141H18ZM24 142V141H23ZM84 142H86V140H84ZM163 142V141H162ZM166 142H169V141H166ZM256 142H258V141H255V143H253V144H255L256 145ZM260 142V141H259ZM264 142V141H263ZM34 143H35V145H34ZM214 143H216V145H217V149H216V156H218L219 158H220V161H221V163L223 164V166H225L226 168H230L232 171H233V173L234 172H236L237 174L238 173H241V174H244V175H246V176H251L250 174H252V176H254V178H255V180H256V182L257 183H259V177H260V173H259V171L257 170V169H253V171L252 172H249L248 171V166H247V164H244L243 163V161H237L236 159H234V158H232V156H231V154H230V150H229V148H228V145L229 144H231V147H232V149H235V150H238L237 149V147L236 146H234V143L232 142V140L230 139V140H228V141H224V140H218L217 142H214ZM20 144H21V142H20ZM59 144V145H58ZM97 144V143H96ZM135 144V143H134ZM144 143H142L141 144V146L143 145ZM147 144V143H146ZM151 144V143H150ZM210 144L211 143H209V144H205L207 147H208V153L210 154V156L212 155V153H211V150H210ZM239 144V143H238ZM260 144V143H259ZM258 144V145H259ZM22 145V144H21ZM41 145H50V148H49V150L47 151V152H45L43 149H42V147H41ZM76 145V144H75ZM81 145H83V144H81ZM93 146H95L96 147V145L95 144H92ZM125 145V144H124ZM252 145V144H251ZM20 146V145H19ZM69 146V145H68ZM87 146H88V144H87ZM153 146H155V148H157V145L155 144V145H152V147ZM253 146V145H252ZM11 147V148H10ZM21 147H23V146H21ZM20 147V148H21ZM73 147V146H72ZM91 148H92V146H90ZM152 147H146V148H148V149H151ZM200 147V146H199ZM207 147H205V149H207ZM243 147V146H242ZM259 147V146H258ZM19 148V147H18ZM240 149H241V147H239ZM244 148V147H243ZM253 148V147H252ZM262 148V147H261ZM60 149V148H59ZM69 149H71V148H69ZM90 149V148H89ZM115 149V148H114ZM20 151H21V149H19ZM25 150V149H24ZM58 150V151H57ZM63 150H64V148H63ZM68 150V149H67ZM67 150H64V151H66V153H69V152H67ZM77 150H78V152L80 151V149H78L77 148ZM84 150H87V148L86 149H84ZM93 150H96V149H94V147H93ZM160 150V149H159ZM263 150V149H262ZM2 151H0V152H2ZM61 151V150H60ZM70 152H71V150H69ZM72 151L74 152L75 150H74V148H72ZM90 151V150H89ZM112 151V150H111ZM116 151V150H115ZM197 152H199L198 150H196ZM239 152H242V153H244V154H246L247 156H249L250 158H251V161H252V164H254L253 163V161H255V160H253V158H252V156L247 152V151H240V150H238ZM260 151V150H259ZM12 152H14V155H13V153ZM72 152V153H73ZM91 152V151H90ZM93 152V151H92ZM91 152V153H92ZM201 152V151H200ZM260 152H262V151H260ZM80 153V152H79ZM84 152H81V154H83ZM87 153V152H86ZM97 153V152H96ZM101 153V152H100ZM194 153H196L195 151H194ZM71 154V153H70ZM78 154V153H77ZM105 154V153H104ZM122 154V153H121ZM135 154V153H134ZM197 154V153H196ZM23 155H24V153H23ZM25 155H26V153H25ZM73 155V154H72ZM79 155V154H78ZM117 155V154H116ZM119 155V154H118ZM136 155H138V154H136ZM263 154L261 153L260 155L258 154V157H260V156H262ZM11 156H13V157H11ZM20 156V155H19ZM22 156V155H21ZM74 156V155H73ZM76 156V155H75ZM94 156H96V155H94ZM108 156H110V155H108ZM184 156V155H183ZM256 156H257V154H256ZM11 157V160L10 161H8L9 160V158ZM27 157H29V156H27ZM113 157V156H112ZM148 157V156H147ZM22 158V157H21ZM20 158V159H21ZM26 158V157H25ZM85 158V157H84ZM107 158V157H106ZM132 158V157H131ZM131 158H130V160H131ZM195 158V157H194ZM196 158H197V156H196ZM22 159H24V158H22ZM67 159H69L68 157H67ZM89 159V158H88ZM108 159V158H107ZM135 159V158H134ZM128 160V159H127ZM182 160V159H181ZM111 161V160H110ZM135 161V160H134ZM210 161V160H209ZM27 162V161H26ZM56 162V163H57ZM112 162V163H113ZM114 162V163H115ZM177 161H175V163H176ZM212 162V161H211ZM55 163V164H56ZM65 164H67V163H65ZM77 164V163H76ZM101 164V163H100ZM178 164H180V161H179V163ZM79 165H81L80 163H79ZM106 165V164H105ZM119 165V166H118ZM120 165H123V167H121L120 168ZM130 165V164H129ZM243 165V166H242ZM254 165H256V166H258V167H262V166H259L260 164L259 163H257V164H254ZM39 166V165H38ZM73 166V165H72ZM24 167V168H23ZM30 167H31V164H30ZM61 168V167H60ZM93 168V169H92ZM188 168V167H187ZM68 169V168H67ZM67 169H66V171H67ZM78 169V168H77ZM109 169H113L112 171H110ZM124 169V170H123ZM178 169V168H177ZM229 169V170H230ZM69 170V169H68ZM118 171H120V173L121 174H119L118 176H116L115 174H116V172H118ZM140 171V170H139ZM1 172V171H0ZM36 172V171H35ZM88 172V171H87ZM60 173V172H59ZM130 173V172H129ZM118 174V173H117ZM191 174V173H190ZM200 175V174H199ZM211 175H212V173H211ZM234 175H236L235 173H234ZM17 176V177H16ZM59 176H60V174H59ZM76 176V175H75ZM179 176H181V175H179ZM185 176V175H184ZM192 176V175H191ZM213 176V175H212ZM19 177V178H18ZM21 177V178H20ZM47 177H52V181H49V180H47L46 178ZM60 177H62V176H60ZM87 177V176H86ZM188 177V176H187ZM194 177V176H193ZM202 177V176H201ZM2 178V179H1ZM17 178V179H16ZM23 178H26V179H23ZM189 178V177H188ZM187 178V179H188ZM200 178V177H199ZM242 178V177H241ZM23 179V180H22ZM29 179V178H28ZM31 179H33V180H31ZM152 179H153V181H152V184L151 185H144V189H146V188H151V186H153V187H156V186H158V184H159V181H160V178L158 177V176H156V172H154L153 173V177H152ZM182 179H183V177H182ZM203 179V178H202ZM212 179V178H211ZM56 180H59V181H61L62 183H60V184H56V183H54V181H56ZM190 180V179H189ZM208 180V179H207ZM219 180V179H218ZM143 181V180H142ZM200 181V180H199ZM27 182H34L31 186L29 185V184H27ZM187 182V181H186ZM198 182V181H197ZM221 182V181H220ZM127 183V182H126ZM199 183V182H198ZM252 183V182H251ZM31 184V183H30ZM69 185H73V186H69ZM162 184H159V188H162V186H161ZM25 186H29L28 188H25ZM195 186H197V185H195ZM199 186V185H198ZM103 187V186H102ZM212 187V186H211ZM220 187V186H219ZM222 187V186H221ZM220 187V188H221ZM2 188H3V186H2ZM214 188V187H213ZM223 188V187H222ZM237 188H239V187H237ZM92 189V188H91ZM3 190H0V191H3ZM68 190V192L67 193H64V191H67ZM136 190V189H135ZM153 190V189H152ZM155 190H157V188H154V191ZM28 191V190H27ZM146 191H149V190H146ZM222 191V190H221ZM224 191V190H223ZM240 191V190H239ZM104 192V191H103ZM140 192V191H139ZM189 192V191H188ZM192 192V191H191ZM23 193L26 195V191H23ZM32 193V192H31ZM144 193H145V190H144ZM147 193V192H146ZM197 193V192H196ZM127 194V193H126ZM147 194H149V193H147ZM152 194V193H151ZM2 195V194H1ZM30 195V194H29ZM163 195V194H162ZM8 196V195H7ZM16 196V195H15ZM21 196H22V194H21ZM21 196H19L20 198H21ZM24 196V195H23ZM28 196V195H27ZM151 196V195H150ZM164 196V195H163ZM1 197V196H0ZM88 197V196H87ZM132 198H134L135 197V195H133L132 194V196H131ZM148 197V196H147ZM213 197V196H212ZM212 197H211V199H212ZM3 198H5V196L3 197ZM8 198H10V197H8ZM22 198H26V197H22ZM34 198V197H33ZM121 198V197H120ZM28 199H29V197H28ZM194 199H195V197H194ZM203 199V198H202ZM218 199V198H217ZM4 200V199H3ZM21 200H23V199H21ZM252 200H254V199H252ZM25 201V200H24ZM132 201V200H131ZM23 202V201H22ZM26 202V201H25ZM28 202V201H27ZM31 202V201H30ZM136 202V201H135ZM165 202H167V201H165ZM32 203H35V202H32ZM42 203H40V204H38V205H43ZM26 204V203H25ZM31 204V203H30ZM46 205V204H45ZM136 205V204H135ZM35 206V205H34ZM2 207V206H1ZM4 208V207H3ZM39 208H41L40 206H35V207H33L32 208V210L34 209H38V211H39ZM19 209V208H18ZM208 209V208H207ZM21 211V210H20ZM52 211V210H51ZM79 212H80V210H78ZM7 212V211H6ZM33 212V211H32ZM207 212H208V210H207ZM4 214V213H3ZM49 214V213H48ZM72 214V213H71ZM47 216V215H46ZM77 216V215H76ZM49 217V216H48ZM55 217H57V216H55ZM148 217V216H147ZM189 217H191V218H189ZM23 218V217H22ZM58 218H59V216H58ZM145 218V217H144ZM166 218H168V222L170 223V225L172 226V225H176L177 223H178V221H176V220H173L171 217H166ZM186 218L187 219H189L190 221H191V223L190 224H188V223H186L185 225H192V224H194L193 223V221H194V219H193V216H189L188 214L186 215ZM46 219V218H45ZM52 219V218H51ZM54 219V218H53ZM148 219V218H147ZM230 219V218H229ZM27 220V219H26ZM25 220V221H26ZM149 220V219H148ZM27 221H30V219L29 220H27ZM81 221V220H80ZM139 221V220H138ZM151 221V220H150ZM157 221H158V219H157ZM171 221V222H170ZM51 222V221H50ZM55 222V221H54ZM64 222V221H63ZM62 222V223H63ZM118 222V221H117ZM147 222V221H146ZM56 223H57V221H56ZM150 223V222H149ZM232 223V222H231ZM8 224V223H7ZM20 224V223H19ZM22 224V223H21ZM217 224H218V220H217V218L216 219H214V220H212V227H215L216 228V226H217ZM235 224V223H234ZM16 225H18V224H16ZM49 225V224H48ZM62 226L60 227V228H53V230H50V231H53L52 233L50 232V234H53V235H51V236H53V237H50V235H49V232H47L46 230H44L43 229V227L42 228H40L39 230H30V231H24V229H26V228H24L20 233H23L24 234V236H25V238L26 239H30L31 241H32V243L30 244V245H28L29 247L31 246L32 248L30 249V251H29V253H28V250L26 251L25 249H24V251L22 250V247H18L17 246V249H15V248H13V249H15V251H12V250H10V249H8V248H12V247H10V246H8V250H6L5 252L3 251L2 252V250L0 249V264H13L14 262H19L18 261V259H14V258H17L16 256H19L18 258L19 259H21V258H23V257H25V256H27V257H29L31 254H34V255H32V256H34V257H37V258H39V259H43L44 258V256H48V255H50V257H51V251H52V253L54 252V253H57L58 252V250L59 249H62V252L60 251V253H62L63 254V252H65L66 254H67V256H66V254H65V257H69V255L70 254H73L74 252H75V254H76V252H79V250L81 251V250H86L89 246H87V244L89 245L90 244V242L91 243H93V241H94V239L92 238V237H87V236H85V237H87V238H84L83 237V235H84V233H83V230L80 228V229H78V230H76V231H78V232H81V230H82V233H77V232H74L73 230H72V228H77V225L76 224H72V225H70V224H67V223H63V224H61ZM83 225V224H82ZM135 225V224H134ZM24 226V225H23ZM46 226V225H45ZM52 226H54V225H52ZM220 226H222L220 229H222V230H224V225H222V224H220ZM257 226V225H256ZM10 227V226H9ZM20 227V226H19ZM22 227V226H21ZM25 227V226H24ZM38 227V226H37ZM88 227V226H87ZM152 227V226H151ZM165 227V226H164ZM12 228V227H11ZM68 228V230H66ZM83 228H85L84 226H83ZM158 228V227H157ZM16 228H14V230H15ZM29 229V228H28ZM27 229V230H28ZM37 229V228H36ZM46 229V228H45ZM87 229V228H86ZM161 229V228H160ZM171 229V228H170ZM40 230H42V231H40ZM93 231H94V229H92ZM124 230V229H123ZM148 230H149V228H148ZM165 230V231H164ZM184 230H185V233H189V230L188 229H185L184 228ZM16 231H19V229L18 230H16ZM40 231V232H39ZM88 231V230H87ZM87 231H85L84 230V232H87ZM132 231V230H131ZM163 231L164 232H162L161 230H160V232H161V235L159 236V237H156L155 239H153L154 241H156V243H159V240L161 239V237L162 236H165V237H167L166 235H165V233L166 234H169L168 233V230H167V228H163ZM221 231V230H220ZM31 233L32 235H31V237H28V233ZM99 232V231H98ZM224 232H225V230H224ZM223 232V233H224ZM147 233H148V231H146V230H143L142 231V234L141 235H147ZM263 233V232H262ZM6 234V232H4V231H0V236H4ZM86 234V233H85ZM99 233H97V236H99L98 235ZM122 234V233H121ZM149 234L150 235H154V234H159V232L157 231V230H153V229H151V230H149ZM211 234H213V233H211ZM222 234V233H221ZM95 235V234H94ZM149 235V236H150ZM223 235V234H222ZM261 235H263V234H261ZM59 236H60V238H62V240H65L66 242H64V243H62V242H60L59 240H60V238H59ZM132 236V235H131ZM124 237V236H123ZM148 237V236H147ZM173 237H175V236H172L171 238H173ZM178 237L179 236H176V238L175 239H178ZM217 237H218V235H217ZM230 237V238H229ZM229 237L227 238V239H229V241L230 240H232V241H235V240H237L238 238L240 239V237H241V235H239V234H236L235 236H231V235H229ZM50 238H52V240L50 239ZM96 238V237H95ZM98 238V237H97ZM96 238V239H97ZM145 238V237H144ZM50 239V240H49ZM93 239V240H92ZM184 239H186V238H184ZM99 240V239H98ZM97 240V241H98ZM101 240V239H100ZM139 240H142L141 238H139ZM138 239H133V238H131L130 239V241H132V243H138V242H140ZM148 240V239H147ZM147 240H146V242H147ZM174 240V239H173ZM149 241H150V239H149ZM168 241H169V239H168ZM227 241V240H226ZM252 241V240H251ZM106 242V241H105ZM143 242V241H142ZM221 242H223V241H221ZM228 242V241H227ZM227 242H224V243H227ZM231 242V241H230ZM149 243V242H148ZM173 244V243H172ZM91 245V244H90ZM179 245V244H178ZM264 245V244H263ZM262 245V246H263ZM95 246V245H94ZM93 247V246H92ZM172 247V246H171ZM196 247V246H195ZM213 247V246H212ZM6 248V247H5ZM264 248V247H263ZM29 249V248H28ZM129 249V248H128ZM127 249V250H128ZM132 249V248H131ZM135 249H136V247H135ZM189 249V248H188ZM226 249V248H225ZM110 250V249H109ZM141 250L143 251V252H141ZM140 250V252L141 253H136V254H134V256H131V259H127V261L128 262H135V261H133L134 260V257H135V255H138L139 256V261L141 262V261H143V259H145V257L146 256H148V255H146V253H145V250H143V249H141ZM181 250V249H180ZM201 250V249H200ZM9 251H11L12 252V254H8L7 256H6V254H7V252H9ZM148 251V250H147ZM150 251V250H149ZM14 252V253H13ZM20 252V253H19ZM257 252V251H256ZM2 253V254H1ZM4 253H6L5 254V257H3V254ZM124 253V252H123ZM126 253V252H125ZM149 253V252H148ZM156 253V252H155ZM154 253V254H155ZM158 253V252H157ZM162 254H164V253H162ZM161 254V255H162ZM202 254V253H201ZM201 254H199V256L201 255ZM238 254V253H237ZM80 255V254H79ZM105 255V254H104ZM126 255V254H125ZM157 255V254H156ZM155 255V256H156ZM204 255V254H203ZM255 255H259L258 253L257 254H255ZM154 256V257H155ZM179 256V255H178ZM197 257V255H194V257ZM84 257V256H83ZM106 257V256H105ZM217 257H218V255H217ZM228 257V256H227ZM230 257V256H229ZM256 257H258V256H256ZM29 258H31V257H29ZM124 259H125V257H123ZM137 258V257H136ZM202 258H203V256H202ZM234 258V257H233ZM255 258V257H254ZM259 258H260V255H259ZM14 259V260H13ZM51 259V258H50ZM79 259V258H78ZM78 259L77 258H75V259H72V262L71 263H69V264H78ZM83 259V258H82ZM81 259V260H82ZM86 259V258H85ZM98 259V258H97ZM148 259V258H147ZM180 259V258H179ZM70 260H71V258H70ZM80 260V261H81ZM88 260V259H87ZM152 260H153V257H152ZM42 261V260H41ZM50 261V260H49ZM84 261V260H83ZM109 261V260H108ZM145 261V260H144ZM246 261V260H245ZM20 262H24V261H22V260H20ZM70 262V261H69ZM85 262H87V261H84L83 263H85ZM126 262V261H125ZM138 262V261H137ZM25 263V262H24ZM23 263V264H24ZM53 264V261H51V262H49V264ZM79 263H81L82 264V262H79ZM95 263V262H94ZM93 263V264H94ZM117 263V262H116ZM160 263V262H159ZM167 263V262H166ZM102 264H103V262H102Z\"/></svg>",
  "mask_w": 264,
  "mask_h": 264
}]
</instances>
